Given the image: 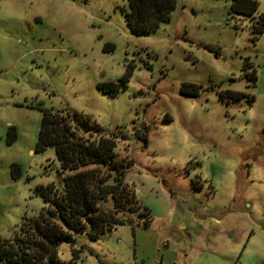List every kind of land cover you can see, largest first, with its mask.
I'll use <instances>...</instances> for the list:
<instances>
[{"label": "rangeland", "instance_id": "1", "mask_svg": "<svg viewBox=\"0 0 264 264\" xmlns=\"http://www.w3.org/2000/svg\"><path fill=\"white\" fill-rule=\"evenodd\" d=\"M175 1L135 35L127 0H0L1 240L47 206L36 187L61 194L73 174L35 150L43 110L65 111L115 142L146 215L96 240L72 234L60 264H264V33H252L264 0L252 18L230 0Z\"/></svg>", "mask_w": 264, "mask_h": 264}, {"label": "trees", "instance_id": "2", "mask_svg": "<svg viewBox=\"0 0 264 264\" xmlns=\"http://www.w3.org/2000/svg\"><path fill=\"white\" fill-rule=\"evenodd\" d=\"M175 5V0H127L126 24L135 35L148 34L170 20ZM229 10L231 14L252 18L257 3L230 0ZM256 23L252 33L263 34L264 14ZM244 75L249 82H255L254 70L244 71ZM99 87L114 90L115 85ZM198 88L182 84L179 92L196 98ZM222 94L232 102L245 97L244 93L233 91ZM251 100L252 97L247 101ZM47 147L53 149L60 170L73 174L64 178L61 194L52 185L35 188V194L47 206L36 218L23 220L13 240L0 239V261L8 264H60L56 247L70 244L72 234L85 233L90 240H96L117 226L133 227L135 212L146 215L140 212L134 191L125 181L124 162L116 160L115 142L103 136L92 139L87 121L75 113L43 110L35 150ZM11 168L13 171L17 166L13 164Z\"/></svg>", "mask_w": 264, "mask_h": 264}]
</instances>
